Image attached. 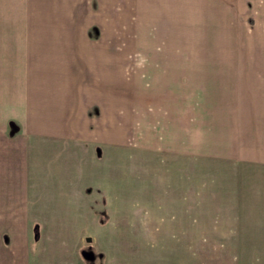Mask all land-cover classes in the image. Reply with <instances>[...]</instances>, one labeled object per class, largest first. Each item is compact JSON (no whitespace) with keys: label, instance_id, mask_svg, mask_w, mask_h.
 Instances as JSON below:
<instances>
[{"label":"rangeland","instance_id":"374dc122","mask_svg":"<svg viewBox=\"0 0 264 264\" xmlns=\"http://www.w3.org/2000/svg\"><path fill=\"white\" fill-rule=\"evenodd\" d=\"M241 5L237 36L184 43L155 40L163 26L131 25L126 16L96 24L99 0L77 8L85 23L74 27L77 39L108 34L109 54L123 55L121 73L111 79L109 65L106 114L85 123L91 139L74 147L43 146L16 134L18 125L9 135L0 123V264H264V132L232 120L238 106L228 105L251 98L245 75L229 92L189 69L182 89L168 82L165 92L160 69L165 54L181 51L189 68L194 58L205 64L206 53L213 64L257 71L264 0Z\"/></svg>","mask_w":264,"mask_h":264},{"label":"crops","instance_id":"0c3cea01","mask_svg":"<svg viewBox=\"0 0 264 264\" xmlns=\"http://www.w3.org/2000/svg\"><path fill=\"white\" fill-rule=\"evenodd\" d=\"M99 1L100 21L95 22L98 25L123 24L126 16L124 21L129 23L130 19L131 25L163 26L160 29L163 36L155 32V40L184 43L219 41L222 35L237 36L240 31L236 29V11L248 0ZM251 1L256 4L257 0ZM87 2L0 0V27H7L0 31V123H14L9 125V135L18 125L16 134L36 137V142L43 146L74 147L85 137L91 139V129L85 125L90 118L103 120L108 104V67L116 69L110 78H119L118 67H122L123 55L118 51L109 54L108 34H101L95 41L77 39L74 27L85 23L77 22L76 11L87 8ZM17 27L21 28L17 30ZM77 40L83 44L77 46ZM258 54L264 58V49ZM187 58L181 51L173 56L165 54L160 66L165 77V92L168 82L171 90L182 89L189 69L192 73L206 75L205 84L212 89L221 87L229 92L244 78L247 95L251 98L244 97L237 103L236 99L228 101L229 106L237 105L239 110L238 114L236 109L232 113V120L236 121L237 115L244 122H258L264 132V65L257 71L252 68L241 71L233 61L227 66L213 64L215 56L205 53L203 58L208 59L205 64L198 66L199 62L192 57L191 63L195 65L189 68ZM82 65L87 67L86 71L81 70ZM255 74H260L259 79L253 76ZM255 80H259L260 85L253 84ZM172 104L185 105L180 97H174ZM212 104H216L214 100ZM179 115V121L185 122L182 111ZM102 130V127L97 128L99 138Z\"/></svg>","mask_w":264,"mask_h":264},{"label":"water","instance_id":"95a60500","mask_svg":"<svg viewBox=\"0 0 264 264\" xmlns=\"http://www.w3.org/2000/svg\"><path fill=\"white\" fill-rule=\"evenodd\" d=\"M11 126H13V125H11ZM87 240H90V237H87ZM81 253H82L83 257L86 258V259L93 258V252L91 250L83 249L81 251Z\"/></svg>","mask_w":264,"mask_h":264},{"label":"trees","instance_id":"16d2710c","mask_svg":"<svg viewBox=\"0 0 264 264\" xmlns=\"http://www.w3.org/2000/svg\"><path fill=\"white\" fill-rule=\"evenodd\" d=\"M9 125H14V123L10 122ZM99 221H104V216L103 215H99Z\"/></svg>","mask_w":264,"mask_h":264}]
</instances>
